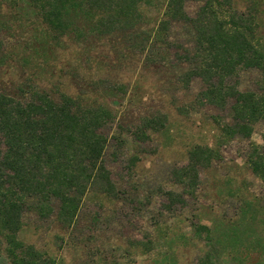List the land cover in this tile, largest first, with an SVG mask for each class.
Wrapping results in <instances>:
<instances>
[{
	"label": "rangeland",
	"instance_id": "obj_1",
	"mask_svg": "<svg viewBox=\"0 0 264 264\" xmlns=\"http://www.w3.org/2000/svg\"><path fill=\"white\" fill-rule=\"evenodd\" d=\"M204 1L187 0L186 14ZM229 1L264 47V0ZM166 2L142 3L108 33L72 15V29L59 33L33 3L0 0V93L24 99L42 90L111 112L102 162L113 187L92 180L71 219L56 202L47 214L33 205L22 212L16 236L37 264H264V183L247 162L250 147L264 144V120L248 136L223 129L233 123L232 100L206 98L191 74L192 27H163ZM234 82L264 93L256 68H239ZM195 148L211 157L197 155L192 177ZM5 249L0 232V257Z\"/></svg>",
	"mask_w": 264,
	"mask_h": 264
},
{
	"label": "trees",
	"instance_id": "obj_2",
	"mask_svg": "<svg viewBox=\"0 0 264 264\" xmlns=\"http://www.w3.org/2000/svg\"><path fill=\"white\" fill-rule=\"evenodd\" d=\"M39 10L43 22L53 31L72 29V15L90 22L100 33L135 18L139 6L149 0H27ZM187 0H167L169 20L189 22L194 34L192 76L206 84L205 96L224 106L232 100V125L223 129L248 136L252 125L264 120V93L240 91L227 83L239 68H256L264 83V47L255 33V23L233 10L229 0H205L193 17ZM74 29V28H73ZM111 112L100 105H88L60 94L52 98L34 90L28 98L0 93V232L6 243L0 264H37V252L17 239L22 212L34 207L41 214L53 211L71 219L81 196L94 179L109 190L113 187L102 162L106 144L103 128ZM198 154L211 157L209 148L190 153L186 174L196 175ZM247 162L264 183V144L253 145ZM169 196H173L168 192ZM172 199V198H171ZM204 226H199L203 228Z\"/></svg>",
	"mask_w": 264,
	"mask_h": 264
}]
</instances>
